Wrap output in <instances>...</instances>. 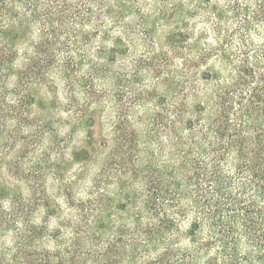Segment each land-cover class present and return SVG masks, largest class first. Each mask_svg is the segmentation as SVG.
I'll list each match as a JSON object with an SVG mask.
<instances>
[{
  "label": "trees",
  "instance_id": "1",
  "mask_svg": "<svg viewBox=\"0 0 264 264\" xmlns=\"http://www.w3.org/2000/svg\"><path fill=\"white\" fill-rule=\"evenodd\" d=\"M137 49L153 88L126 109ZM0 84V264H264V0H0ZM104 84L116 111L152 107L141 130L114 116L112 153ZM67 124L66 160L119 168L69 213L62 153L31 146Z\"/></svg>",
  "mask_w": 264,
  "mask_h": 264
},
{
  "label": "rangeland",
  "instance_id": "2",
  "mask_svg": "<svg viewBox=\"0 0 264 264\" xmlns=\"http://www.w3.org/2000/svg\"><path fill=\"white\" fill-rule=\"evenodd\" d=\"M139 49H137L136 53L132 56V58L127 57L125 60H123V65L121 66V75L124 76V85H123V98L126 100H129L131 97L139 94H142V92H150L152 90V83H153V78H148L144 77V74L142 71L130 69L129 67V62L130 60L134 59L136 56L139 54ZM125 63V64H124ZM12 79L8 83H12ZM102 84V83H101ZM4 90L2 89V84H0V92H3ZM97 91L101 92L103 95V108H99L98 110H104L103 111V125L102 131H100L98 124L93 126V135H94V142L97 141L98 136H106L105 139V146L107 152L112 153L113 146H114V116L116 117V114H122L124 111V103H119L120 104V109L121 111H116V108L114 106V101H116L113 97V89L110 88L109 85H102L101 88H98ZM106 93V96H105ZM121 95V91H120ZM120 99V97H118ZM132 101L126 106V109L133 106V100L134 97L131 99ZM154 100V99H153ZM156 100V99H155ZM152 101V99H151ZM118 102V101H116ZM134 107V106H133ZM132 107V108H133ZM132 108L130 110H132ZM151 105H148L146 107H141V108H135L132 111L126 110L124 112L125 116H128L129 120H132L134 118L136 121V124H139V130H141V125L140 123L144 122L146 120L151 112ZM129 111V115L125 114ZM138 120V121H137ZM98 122V121H97ZM11 124V123H10ZM59 135L57 138H50L44 139L43 142H38L37 140H32L31 146H34L37 144V146H34L35 148H41L43 146H52V149L54 148L57 149V151L61 154L60 159L63 160L64 162L62 163L61 160L56 161V163L60 164L57 165L58 167L55 168L57 172V177L59 176L60 178H63L64 181L63 183H60V181H57L53 175H49L47 177V187H48V192L50 196L58 201L62 207L63 211L66 213H69L67 210L68 208L65 206V197L68 196V192L72 194L73 197L76 198H81L85 199L87 198V190L90 186V182L93 178L95 177H103L104 182L107 183L108 185V192L109 194L112 193V191L115 190L117 187V180H116V170H119V168L115 165H108L106 164V161L102 157L100 161H81L79 163H73L71 161L66 160L68 157V152L70 149L74 148H80L84 144V132L83 130L78 131L77 133H71V129L69 127V124L63 125L59 129ZM102 145V144H101ZM7 149L8 147L5 146ZM4 148V149H5ZM38 154H41V151L38 152ZM64 157L65 159H63ZM114 155H112L111 162H113ZM96 160V159H94ZM119 160V155L116 156L114 162H118ZM55 163V164H56ZM51 164L48 163H42L43 170L46 172V174H51L52 169L50 168ZM115 168L113 170L112 168ZM106 169L107 172H103L102 176H100V173ZM58 170V171H57ZM104 174V175H103ZM116 180V181H115Z\"/></svg>",
  "mask_w": 264,
  "mask_h": 264
}]
</instances>
